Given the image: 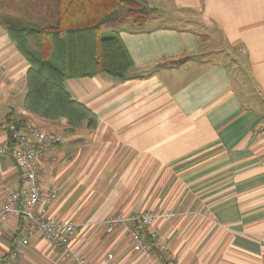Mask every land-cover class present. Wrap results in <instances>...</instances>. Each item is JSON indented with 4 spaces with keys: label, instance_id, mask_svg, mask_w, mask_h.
I'll return each instance as SVG.
<instances>
[{
    "label": "crops",
    "instance_id": "0c3cea01",
    "mask_svg": "<svg viewBox=\"0 0 264 264\" xmlns=\"http://www.w3.org/2000/svg\"><path fill=\"white\" fill-rule=\"evenodd\" d=\"M147 1L157 13L145 25L102 26L131 57L126 77L66 80L97 115L95 129L69 131L66 118L24 108L29 64L0 22V124L12 113L63 135L39 159L42 201L75 223L70 248L88 264L109 254L108 264H264V0ZM58 3L17 0L49 22ZM0 176L18 186L23 170L0 155ZM137 211L159 214L153 227L168 252L143 253L123 227L106 232L108 215ZM24 225L0 221V264H76L40 233L9 261Z\"/></svg>",
    "mask_w": 264,
    "mask_h": 264
},
{
    "label": "trees",
    "instance_id": "16d2710c",
    "mask_svg": "<svg viewBox=\"0 0 264 264\" xmlns=\"http://www.w3.org/2000/svg\"><path fill=\"white\" fill-rule=\"evenodd\" d=\"M17 5L0 0V22L29 64L24 108L49 120L66 118L69 131L84 124L95 129L97 115L71 95L66 80L100 73L126 77L131 57L118 32L105 34L102 26L123 19L143 26L157 9L147 0H59L58 21L49 22ZM23 121L11 113L0 127L10 138V125Z\"/></svg>",
    "mask_w": 264,
    "mask_h": 264
},
{
    "label": "built area",
    "instance_id": "2783aa9c",
    "mask_svg": "<svg viewBox=\"0 0 264 264\" xmlns=\"http://www.w3.org/2000/svg\"><path fill=\"white\" fill-rule=\"evenodd\" d=\"M264 131V130H263ZM33 134L37 142H32ZM63 135L43 130L32 121L12 123L10 138L7 143H0V155L13 158L23 170V178L18 186H11L7 179L0 176V185L7 194V199L0 205V221L11 216L22 217L25 220L22 234L9 256V261L19 260L23 246L29 243L30 236L40 233L54 248L62 250L66 257L73 258L76 264H88L87 258L74 253L70 243L76 232V225L71 220L58 219L49 214L43 204L44 192L40 185L39 174L42 169L39 159L42 152L50 150L62 141ZM57 196L55 191L48 195L49 199ZM159 216L154 211H137L130 214L113 213L108 215L103 225L107 233L123 227L128 238L143 253L168 252L167 244L161 239L154 220ZM113 257L109 254L100 264H108Z\"/></svg>",
    "mask_w": 264,
    "mask_h": 264
},
{
    "label": "rangeland",
    "instance_id": "374dc122",
    "mask_svg": "<svg viewBox=\"0 0 264 264\" xmlns=\"http://www.w3.org/2000/svg\"><path fill=\"white\" fill-rule=\"evenodd\" d=\"M17 0H15V2H16ZM25 5V4H24ZM19 5H17V7H18ZM21 8V10H23V12L22 13H24L25 12V10H29L27 7H24V6H21L20 7ZM129 20V19H128ZM131 21V20H130ZM137 26V25H136Z\"/></svg>",
    "mask_w": 264,
    "mask_h": 264
}]
</instances>
